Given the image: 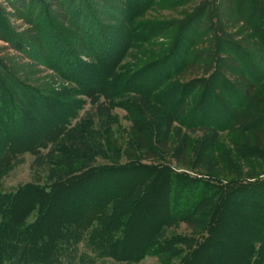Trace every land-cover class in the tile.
Listing matches in <instances>:
<instances>
[{"label":"trees","instance_id":"16d2710c","mask_svg":"<svg viewBox=\"0 0 264 264\" xmlns=\"http://www.w3.org/2000/svg\"><path fill=\"white\" fill-rule=\"evenodd\" d=\"M137 1L132 0L131 7ZM230 2L233 7L232 0ZM245 2L235 0L234 15L256 38L264 54V0ZM20 5L24 9L25 1ZM135 17L136 14L130 16L131 20ZM197 18L198 15L192 13L180 22L171 55H163L139 72H148L147 69L164 60L165 73L154 74L156 69L153 68L143 82L125 80L124 66H119L125 49L134 36L138 37V34L133 36V32L120 33V40L108 39L107 44L102 41L93 63L78 60L69 64L65 60L60 64L80 75L73 81L88 102L90 98L107 99L108 105L126 109L134 106L137 112L144 103L168 106L166 97L176 94L167 111L173 116L175 109L191 98L192 104L189 109L184 108L186 112L182 117L187 127L242 125L252 130V141L246 144V149L264 152L261 132L264 130V95L250 96L254 83L241 80L246 87L241 100L231 88L234 69L221 60L217 62L215 49L208 73L197 60L189 61L191 38L199 29H195ZM189 28L181 54H174L178 47L176 42ZM219 32L221 39L216 44L232 50L235 57L240 53L246 56L224 30L218 29ZM169 56L171 59L167 61ZM246 65L252 68L251 64ZM172 78L178 83L171 81ZM180 80L184 84H179ZM166 83L165 88L157 92V87ZM213 84L223 86L222 91L230 89L228 99L240 105L233 111L224 109ZM129 93L130 97L126 96L125 103L122 102L121 98ZM120 95L121 98L113 102L112 99ZM87 99L71 105L61 103L58 108L54 107L56 111L51 109L43 114L42 107L31 105L34 100L29 97L14 114H17L15 123H22V127L29 130L22 136L15 133L17 126L8 123L0 113V122L3 120L0 138L4 137L0 140V182L3 174L26 153L33 156L35 162L55 164L49 169L54 178L51 182H29L11 192L0 188V264H95L94 261L104 259L136 264L145 257L161 254L165 255L162 264H227V257L231 259L229 264H264V175L223 182L176 171L165 163L156 162L158 149L164 146L152 140H146L142 152H133L137 159L117 163L116 157L99 155L114 162L86 166L97 157L94 151L103 148L104 154L105 149L113 147L110 144L101 147L98 140H80L87 128H79L83 119L78 113ZM0 100L9 107L11 95L3 90ZM26 106L30 108V116L41 120L35 127L25 123L30 119L28 115H20L26 111ZM217 113L223 117L219 124L216 123ZM148 122L153 121L148 119ZM64 158L77 161L70 165L65 160L63 165ZM175 159L177 166H189L183 150ZM178 222L184 224L188 233L166 235L165 228ZM134 244L139 247L135 252Z\"/></svg>","mask_w":264,"mask_h":264},{"label":"rangeland","instance_id":"374dc122","mask_svg":"<svg viewBox=\"0 0 264 264\" xmlns=\"http://www.w3.org/2000/svg\"><path fill=\"white\" fill-rule=\"evenodd\" d=\"M24 1L26 5L21 9L20 3ZM229 1L231 0H139L131 7L132 0H0V94L4 90L11 95L9 107H5L6 104H3L5 101L0 100L2 118L8 123H14L17 126L15 133L22 136V133H28L29 130L22 127V123H15L17 114H14L23 107L29 97L34 100L31 105L38 104V107H42L43 114L51 109L56 111L55 108L61 103L71 105L77 100L87 99L86 96L79 94L78 85L73 81V78H79L80 75L68 66L60 64V61L66 60L69 64L78 60L82 63H93L94 54L98 56L97 50L102 48V41L107 44L110 39L120 40V33L133 32V36L138 34V37L134 36V40L130 41V46H127L119 60V66H124L122 72L125 74V80L129 78L132 83L143 82L153 68L156 69L154 74L165 73L163 67L166 61L163 60L147 69L148 72L139 74L144 66L154 60L158 61L167 53L170 55L173 53L172 47L174 41L178 39L175 34L180 22L192 13L198 15L199 22L196 21L194 24L197 25L195 29H199L191 38L189 61L192 58L197 60L204 72L208 73L213 61L211 53H214L215 49L214 58L217 62L220 63L221 60L223 64L234 69L235 74L232 76L234 78L230 79L233 82L231 88L239 94L241 100L246 90L241 80L248 79L254 83L250 96L264 95V54L256 38L234 15L235 0H232L233 7ZM245 1L248 3L249 0ZM135 14L137 17L131 20L130 16ZM218 29L224 30L229 35V40L246 56L240 53L235 57L232 50L222 44H216L219 42L218 39H221V32L217 33ZM189 30L190 28L176 42L178 47L174 54H181L180 50L183 49L184 38ZM169 58L170 56L166 60L169 61L171 59ZM56 64L63 67L59 68ZM246 64H251L252 68ZM171 81L177 82V79L172 78ZM180 82L179 84H184L183 81ZM125 84L128 85L126 81ZM129 85L136 87L131 83ZM166 85L167 83L157 87V92ZM213 85L215 92L221 96L224 109L233 111L240 105H237V101L234 103L228 99L230 89H224V92L221 90L223 86ZM131 94L122 98L120 95L112 100L117 102L121 98L125 103L126 96H135L134 92ZM175 95L166 97L168 106L174 101ZM170 96L172 98L168 99ZM107 102V99L102 98L95 100L90 98L89 102L87 99L78 113L83 119L79 128H87L86 135L80 136V140H98L97 143L100 142L101 147L102 145L106 147V144L113 146L110 150L105 149L104 154L103 148L101 151H94L97 157L88 161L86 166L114 162L99 155H105V158L116 157L117 163L137 159L133 152H142L146 140H152L157 145L164 146L158 149L156 162L165 163L176 171L223 182L247 180L248 175L254 178L264 175V152L246 149V144L252 141L250 128L238 124L228 127H216L212 124L204 129L187 127L182 117L186 112L184 108L189 109L192 104L191 98L185 105L177 107L173 116L167 112L168 106L144 103L136 112L134 106L126 109L122 106L108 105ZM25 109L26 111L20 113L30 117L25 123H31L32 127H35L37 122H41L40 119L37 120L38 116L29 115L28 106ZM215 116L219 118L216 123H221L222 115L217 113ZM145 117L147 121L143 120ZM148 119H152L153 122L149 123ZM2 121L1 119L0 131ZM6 128L10 129L9 126ZM261 132L264 135V130ZM182 150L189 165L185 168L175 164V158L180 157ZM63 160L62 164L65 165L66 158ZM67 161L69 160H66L67 164L73 165V161L77 160ZM52 165L55 164L44 165L42 162H35L33 156L26 153L17 164L3 174L0 188L4 192H11L29 182L38 181L40 184L51 182L54 180L49 171ZM132 201L133 199L130 203ZM129 208L131 207H126L127 210ZM165 230L166 235L188 233L184 224L180 222L166 227ZM138 248V245H133L134 252ZM230 252L233 253L231 249ZM164 256L161 254L158 257H145L136 264H162L164 261L161 259H164ZM229 259L226 258L227 264L231 260ZM94 263L126 264L110 259Z\"/></svg>","mask_w":264,"mask_h":264}]
</instances>
